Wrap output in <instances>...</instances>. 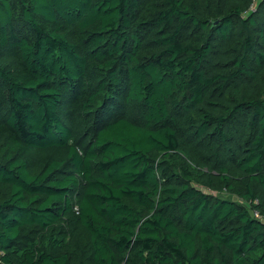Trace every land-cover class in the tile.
Wrapping results in <instances>:
<instances>
[{
    "label": "trees",
    "instance_id": "obj_1",
    "mask_svg": "<svg viewBox=\"0 0 264 264\" xmlns=\"http://www.w3.org/2000/svg\"><path fill=\"white\" fill-rule=\"evenodd\" d=\"M0 264H264V0H0Z\"/></svg>",
    "mask_w": 264,
    "mask_h": 264
},
{
    "label": "built area",
    "instance_id": "obj_2",
    "mask_svg": "<svg viewBox=\"0 0 264 264\" xmlns=\"http://www.w3.org/2000/svg\"><path fill=\"white\" fill-rule=\"evenodd\" d=\"M252 214H253V216L258 217L256 212H253Z\"/></svg>",
    "mask_w": 264,
    "mask_h": 264
},
{
    "label": "water",
    "instance_id": "obj_3",
    "mask_svg": "<svg viewBox=\"0 0 264 264\" xmlns=\"http://www.w3.org/2000/svg\"><path fill=\"white\" fill-rule=\"evenodd\" d=\"M214 24H216V22Z\"/></svg>",
    "mask_w": 264,
    "mask_h": 264
}]
</instances>
